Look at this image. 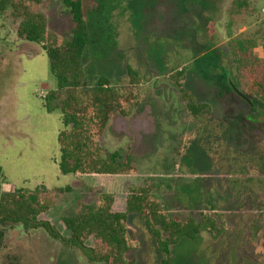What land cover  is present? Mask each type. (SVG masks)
I'll return each instance as SVG.
<instances>
[{"label": "rangeland", "instance_id": "obj_1", "mask_svg": "<svg viewBox=\"0 0 264 264\" xmlns=\"http://www.w3.org/2000/svg\"><path fill=\"white\" fill-rule=\"evenodd\" d=\"M64 1L43 0L35 11L69 39L72 23ZM81 1L89 33L88 86L104 76L129 88L127 67L143 81L141 103L128 117L114 116L102 138L103 148L130 158L137 174L60 172L58 137L64 124L62 113L46 105L57 88L49 57L41 45L19 38L10 18L0 16V196L13 188L61 190L45 219L67 237L63 217L80 204L110 193L117 197L115 210L122 211L126 189L149 182L170 215L200 220L206 212L227 225L219 234L182 239L168 264H256L253 233L264 240V107L248 106L237 93L222 95L217 81L221 70L232 68L226 14L232 0ZM249 1L254 14L240 31L264 19V0ZM179 85L211 110L190 118ZM186 134L193 135L191 147L178 155ZM127 222L135 242L128 259L158 264L152 233L137 215H128ZM0 264L101 263H90L42 228L7 223L0 225Z\"/></svg>", "mask_w": 264, "mask_h": 264}, {"label": "trees", "instance_id": "obj_2", "mask_svg": "<svg viewBox=\"0 0 264 264\" xmlns=\"http://www.w3.org/2000/svg\"><path fill=\"white\" fill-rule=\"evenodd\" d=\"M42 3L43 0H0V16L10 18L17 36L41 45L49 57L50 71L57 81V88L47 95L46 105L50 111L62 113L64 124L58 137L60 172L63 175L96 177L136 175L137 168L130 158L105 150L102 138L114 116L128 117L141 103L143 81L136 71L127 67L129 88L113 84L104 76L99 77L95 85L88 86L84 52L89 33L82 1H64L72 23L69 39L51 29L47 17L35 11V6ZM226 14L227 28L232 34L229 35L232 68L221 70L223 78L217 80L219 89L227 97L236 94L229 82L231 79L253 103H248V106L264 107V19L240 31L254 14L249 0H232L226 7ZM234 28L238 30L235 33ZM218 65L217 60V68ZM179 93L193 120H198L206 109L211 110L209 104L198 101L196 95L180 85ZM192 141V134L183 135L175 153L185 154ZM60 192L45 186L33 191L13 188L4 192L0 196V225H22L25 230L42 228L63 246L80 251L90 263L101 264H135L128 259V253L135 248L132 229L127 222L130 214L137 215L152 233L160 255L158 264L170 262L172 248L182 239L193 240L203 232L219 234L227 227L219 215L211 213H202L200 220L170 215L153 185L146 182L126 189L122 211L115 210L117 197L110 193L99 195L91 204H80L75 212L63 217L68 231L67 237H63L51 221L45 219L57 204ZM228 229L232 228L229 226ZM253 235L259 248L257 250L255 246L252 250L255 262L264 264V248H260L264 240H260L256 232ZM89 241H92L91 245Z\"/></svg>", "mask_w": 264, "mask_h": 264}, {"label": "water", "instance_id": "obj_3", "mask_svg": "<svg viewBox=\"0 0 264 264\" xmlns=\"http://www.w3.org/2000/svg\"><path fill=\"white\" fill-rule=\"evenodd\" d=\"M229 82L231 83L234 91L241 97L243 98L245 101H247L248 103H250L251 105H253V103L242 93L238 90V88L235 86V84L232 82L231 79H229Z\"/></svg>", "mask_w": 264, "mask_h": 264}]
</instances>
